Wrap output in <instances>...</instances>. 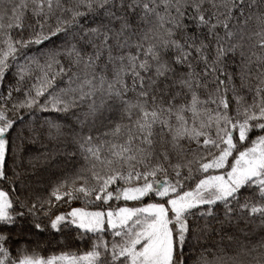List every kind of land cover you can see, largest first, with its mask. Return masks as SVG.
Here are the masks:
<instances>
[{
  "label": "snow or ice",
  "instance_id": "snow-or-ice-1",
  "mask_svg": "<svg viewBox=\"0 0 264 264\" xmlns=\"http://www.w3.org/2000/svg\"><path fill=\"white\" fill-rule=\"evenodd\" d=\"M0 264H264V0H0Z\"/></svg>",
  "mask_w": 264,
  "mask_h": 264
}]
</instances>
